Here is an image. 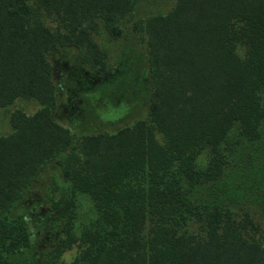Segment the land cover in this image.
<instances>
[{
    "label": "trees",
    "instance_id": "obj_1",
    "mask_svg": "<svg viewBox=\"0 0 264 264\" xmlns=\"http://www.w3.org/2000/svg\"><path fill=\"white\" fill-rule=\"evenodd\" d=\"M137 1L0 0V107L19 97L41 105L13 111L0 136V213L66 152L57 163L71 185L52 209L73 216L77 194L89 196L82 261L264 264V214L253 210L264 213V0H177L144 21L147 118L75 141L53 118L47 52L83 45L104 71L90 27L120 37ZM43 11L66 32L48 27ZM27 243L23 222L0 218L1 246Z\"/></svg>",
    "mask_w": 264,
    "mask_h": 264
},
{
    "label": "rangeland",
    "instance_id": "obj_2",
    "mask_svg": "<svg viewBox=\"0 0 264 264\" xmlns=\"http://www.w3.org/2000/svg\"><path fill=\"white\" fill-rule=\"evenodd\" d=\"M176 2L138 0L119 20L122 34L118 38L103 24L90 27L92 40L106 54L104 71H98L90 63L83 45L57 44L47 52L56 85V106L52 115L69 128L73 141L85 134L113 133L147 118L151 73L143 23L148 17L168 13ZM42 20L53 30H67L55 15L45 11ZM40 107L37 100L24 97L0 107V136L11 133L9 117L13 111L33 114ZM65 154L60 153L47 163L10 208L0 213V218H8L11 224L23 222L28 241L10 250L0 244V264H88L81 256L87 246L82 239L91 205L89 196L77 194L73 216L70 209L64 216L52 209L55 201L62 205L61 200L67 198L71 185L57 163ZM253 210L258 219L264 214L257 206H253ZM263 228L264 224L261 234Z\"/></svg>",
    "mask_w": 264,
    "mask_h": 264
}]
</instances>
